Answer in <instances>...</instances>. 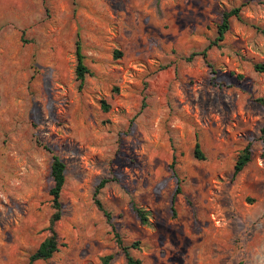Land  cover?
Masks as SVG:
<instances>
[{"label":"rangeland","instance_id":"rangeland-1","mask_svg":"<svg viewBox=\"0 0 264 264\" xmlns=\"http://www.w3.org/2000/svg\"><path fill=\"white\" fill-rule=\"evenodd\" d=\"M253 26L264 28V0H0V264H27L50 235L52 155L65 165L53 226L63 246L35 264H126L116 234L139 242L129 254L142 264H264V37ZM77 35L91 73L81 88ZM101 181L109 220L94 203Z\"/></svg>","mask_w":264,"mask_h":264},{"label":"trees","instance_id":"trees-1","mask_svg":"<svg viewBox=\"0 0 264 264\" xmlns=\"http://www.w3.org/2000/svg\"><path fill=\"white\" fill-rule=\"evenodd\" d=\"M231 18H236L240 20V8H233L227 12H224L222 14L221 23L217 26V33L216 38L213 42L209 43L208 46L202 51L199 55H202L203 58L206 60V52L213 48V47H220L221 43L224 41V37L226 33L229 31V20ZM255 31L264 37V28L259 26H253ZM116 58H119L121 54L119 52H115ZM198 55V54H193ZM75 57H76V68H75V78L79 83V88L83 86L84 78L86 75H91L90 71L87 69V67L84 64V57L81 54V44L79 40V35H77V39L75 42ZM208 66H210L208 64ZM254 70L257 73L264 74V64H256L254 65ZM256 102L264 109V98H259L256 100ZM101 109L103 112H107L109 110V107L102 102ZM262 134V142H263V148H262V156H264V127L261 130ZM194 157L197 160H203V154L200 151V145L198 142L195 143L194 147ZM251 160V152L249 146L242 149L238 155L236 162L233 167V177H235L238 173H240L244 167L250 162ZM173 165V164H172ZM171 165V167H172ZM65 165L61 161V159L56 156L52 155L51 158V165H50V176L52 179V187L49 190V196L51 197V207L54 210V213L52 214L50 221H49V231L50 235L47 236L37 247V249L29 256L27 264H35L38 261H47L52 258V256L59 251V248L63 245L60 244V240L56 232L53 230L54 224L60 220L61 214H60V193L62 191V188L65 183ZM106 184V181H101L95 191H94V203L97 207V209L101 212H103L104 216L109 220L110 216L107 212H105L100 204V202L96 199V196L98 195L99 191L104 188ZM179 193V188L176 189L175 196ZM173 198V200H174ZM134 212L137 214L139 221L142 225L147 224V214L146 211L138 208L136 206H133ZM116 244L118 247L122 250L126 264H142L139 259H136L132 257L129 254L130 249H137L139 247V242H134L130 246H122V242L119 239V236L116 234ZM112 257L110 255L105 256L101 258V264H109Z\"/></svg>","mask_w":264,"mask_h":264}]
</instances>
